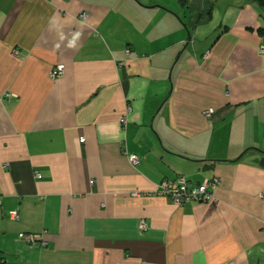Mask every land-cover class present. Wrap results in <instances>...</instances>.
Masks as SVG:
<instances>
[{
    "label": "crops",
    "instance_id": "crops-1",
    "mask_svg": "<svg viewBox=\"0 0 264 264\" xmlns=\"http://www.w3.org/2000/svg\"><path fill=\"white\" fill-rule=\"evenodd\" d=\"M261 46L251 0H0V264H264Z\"/></svg>",
    "mask_w": 264,
    "mask_h": 264
},
{
    "label": "built area",
    "instance_id": "built-area-1",
    "mask_svg": "<svg viewBox=\"0 0 264 264\" xmlns=\"http://www.w3.org/2000/svg\"><path fill=\"white\" fill-rule=\"evenodd\" d=\"M80 17L81 19H85L86 16L85 14H82ZM259 50L262 54H264V46H261ZM62 74L63 66L56 65L51 68L49 72V77L54 80L60 78ZM5 97H9V94H6ZM213 113L214 111L212 109H208L203 112V115L209 118ZM120 123L123 127H125V118H120ZM80 141L83 142L84 140L81 139ZM128 159L133 166L137 165L139 162V158L135 154L130 155ZM217 185V178L205 180L197 185H191L184 176L178 175L173 180H164L160 182L156 186V189L152 192V195L168 197L176 206H182L189 202L205 203L214 199L213 193ZM262 196H264V194H262ZM9 217L13 220H16L18 219V213L16 211H12L9 213ZM139 228H146L145 223L143 221L140 222ZM19 239L32 244L35 243L37 237L29 234H20Z\"/></svg>",
    "mask_w": 264,
    "mask_h": 264
},
{
    "label": "trees",
    "instance_id": "trees-1",
    "mask_svg": "<svg viewBox=\"0 0 264 264\" xmlns=\"http://www.w3.org/2000/svg\"><path fill=\"white\" fill-rule=\"evenodd\" d=\"M252 3H255L257 7L264 13V0H251Z\"/></svg>",
    "mask_w": 264,
    "mask_h": 264
}]
</instances>
